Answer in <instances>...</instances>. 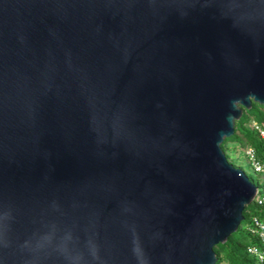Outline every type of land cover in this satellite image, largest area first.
I'll list each match as a JSON object with an SVG mask.
<instances>
[{
    "label": "water",
    "instance_id": "obj_1",
    "mask_svg": "<svg viewBox=\"0 0 264 264\" xmlns=\"http://www.w3.org/2000/svg\"><path fill=\"white\" fill-rule=\"evenodd\" d=\"M253 103L264 0H0V264H215Z\"/></svg>",
    "mask_w": 264,
    "mask_h": 264
},
{
    "label": "trees",
    "instance_id": "obj_2",
    "mask_svg": "<svg viewBox=\"0 0 264 264\" xmlns=\"http://www.w3.org/2000/svg\"><path fill=\"white\" fill-rule=\"evenodd\" d=\"M252 121L264 128V105L253 103L250 109L244 108L241 118L235 122L234 134L225 138L221 145L225 154L229 143L236 144L240 146L239 148L241 146H251L264 161V141L251 126ZM253 204V208L245 207L243 211L244 219L238 230L231 234L224 243H218L214 246L217 257L215 264H259L255 257L248 254L246 249L249 244H259V239L246 228L251 216L257 215L264 220V203L258 205L253 201ZM249 209L251 210L250 212H248ZM239 232L244 234L245 239L241 238V235L238 234ZM261 264H264V262Z\"/></svg>",
    "mask_w": 264,
    "mask_h": 264
},
{
    "label": "built area",
    "instance_id": "obj_3",
    "mask_svg": "<svg viewBox=\"0 0 264 264\" xmlns=\"http://www.w3.org/2000/svg\"><path fill=\"white\" fill-rule=\"evenodd\" d=\"M251 126L259 133V136L264 141V128L258 125L255 121H252ZM243 153L247 157L255 172L262 173L264 175V161L258 156L256 150L251 146H246L242 149ZM254 201L258 205L264 203V196L258 192L254 198ZM247 230L259 239V244L247 245L248 254L255 257L259 264L264 262V220L257 215H253L250 218Z\"/></svg>",
    "mask_w": 264,
    "mask_h": 264
},
{
    "label": "rangeland",
    "instance_id": "obj_4",
    "mask_svg": "<svg viewBox=\"0 0 264 264\" xmlns=\"http://www.w3.org/2000/svg\"><path fill=\"white\" fill-rule=\"evenodd\" d=\"M239 147L240 146H238L236 144L234 145L233 143L228 144V148L226 149V154H227V158H228L229 162L231 164H233L235 167L243 169L246 172V174L249 176V178L256 183V185L259 189V193L262 196H264V175L262 173L255 172L253 170V168H252L251 164L249 163L247 157L245 156V154L242 151V149L246 146H241V148H239ZM253 206H254L253 203L251 205H249L250 208H253ZM250 211L251 210L249 209L248 212H250ZM238 234L241 235V238L245 239V236L243 233L239 232Z\"/></svg>",
    "mask_w": 264,
    "mask_h": 264
}]
</instances>
